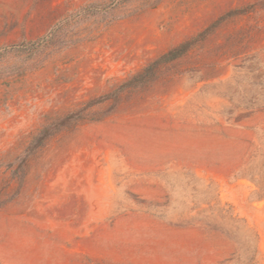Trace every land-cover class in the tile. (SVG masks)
Listing matches in <instances>:
<instances>
[{
  "label": "rangeland",
  "instance_id": "1",
  "mask_svg": "<svg viewBox=\"0 0 264 264\" xmlns=\"http://www.w3.org/2000/svg\"><path fill=\"white\" fill-rule=\"evenodd\" d=\"M0 264H264V0H0Z\"/></svg>",
  "mask_w": 264,
  "mask_h": 264
},
{
  "label": "trees",
  "instance_id": "2",
  "mask_svg": "<svg viewBox=\"0 0 264 264\" xmlns=\"http://www.w3.org/2000/svg\"><path fill=\"white\" fill-rule=\"evenodd\" d=\"M178 52H180V51H178V50L174 51L173 56H176V54H179Z\"/></svg>",
  "mask_w": 264,
  "mask_h": 264
}]
</instances>
